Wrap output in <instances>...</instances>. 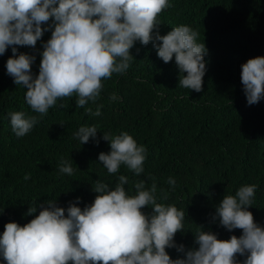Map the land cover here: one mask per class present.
Segmentation results:
<instances>
[{
  "label": "trees",
  "instance_id": "trees-1",
  "mask_svg": "<svg viewBox=\"0 0 264 264\" xmlns=\"http://www.w3.org/2000/svg\"><path fill=\"white\" fill-rule=\"evenodd\" d=\"M170 4L159 17V33L165 35L182 24L199 33L197 43L207 49L201 92L179 85L174 58L164 63L151 43L137 41L130 50L134 60L129 69L104 80L95 102L80 108L75 95L58 100L27 135L18 138L8 114H39L26 104V88L15 85L6 72L11 47L0 55V234L8 222L28 223L41 210L25 215L28 207L46 200H56L66 209L79 197L77 206L83 209L97 195L91 190L97 179L114 186L119 175L128 177L129 195L135 193L134 182L144 180L146 188L155 183L157 202L185 211L184 231L174 237L185 250L198 247L194 243L198 226L221 240L242 234L239 229L229 232L212 216L224 195H235L244 185H257L248 211L264 227V99L248 105L240 81L241 65L264 56V0H170ZM50 36L51 30L45 31L34 48L17 46L18 54L35 56L34 77ZM113 93L119 99L110 100ZM100 105V116L87 113V108L95 112ZM92 125L97 126L99 143L90 139L81 145L74 133ZM105 132H127L146 147L140 176L124 165L117 174H109L98 161L101 152L110 151L102 139ZM62 159L71 163L72 175L59 171ZM169 177L176 181L174 188ZM142 211L150 215L152 210ZM166 251L172 259L183 258L175 248ZM245 258L237 256L239 264ZM0 264H6L2 257Z\"/></svg>",
  "mask_w": 264,
  "mask_h": 264
},
{
  "label": "clouds",
  "instance_id": "clouds-1",
  "mask_svg": "<svg viewBox=\"0 0 264 264\" xmlns=\"http://www.w3.org/2000/svg\"><path fill=\"white\" fill-rule=\"evenodd\" d=\"M170 7V0H0V55L11 47L6 72L15 85L26 88V104L39 114L9 113L12 132L18 138L27 135L58 100L75 95L80 108L95 102L104 80L129 69L134 60L130 50L137 41L144 46L151 43L164 63L174 58L179 85L201 92L207 49L203 42L197 43L199 33L187 25L160 35L159 17ZM49 30L34 77L35 56L18 54L17 46L34 48ZM240 81L248 105L264 99V56L241 65ZM109 98L119 99L115 93ZM101 107L86 111L100 116ZM97 132L96 125L81 126L74 138L81 145L90 139L98 144ZM102 139L110 151L101 152L98 161L109 174H117L122 165L136 176L143 173L145 146L127 132H105ZM59 171L74 173L71 163L63 159ZM128 183L126 175H119L114 186L97 179L91 186L97 195L83 209L77 206L79 197L66 209L56 200L29 206L25 215L41 210L28 223L4 224L0 257L6 264H239L237 256H242L246 257L243 264H264V227L248 211L257 185L241 186L215 207L213 221L218 218L229 232L241 230L239 237L221 240L198 226L194 235L198 247L185 250L174 241L184 231L185 211L157 202L155 183L146 188L144 180L134 182L133 195L125 188ZM168 184L174 188L175 179L169 177ZM167 198L165 193L163 199ZM145 207L151 208L150 215L142 211ZM168 248L183 253V258L172 259Z\"/></svg>",
  "mask_w": 264,
  "mask_h": 264
}]
</instances>
